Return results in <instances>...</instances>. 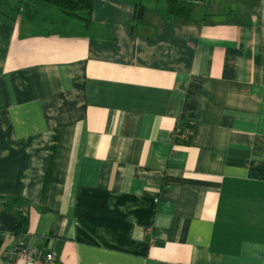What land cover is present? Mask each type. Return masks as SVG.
<instances>
[{
  "label": "crops",
  "instance_id": "obj_1",
  "mask_svg": "<svg viewBox=\"0 0 264 264\" xmlns=\"http://www.w3.org/2000/svg\"><path fill=\"white\" fill-rule=\"evenodd\" d=\"M29 4L0 0L19 6L0 15V264H24L3 256L17 246L61 264H264V0L190 20L93 0L91 25L64 30Z\"/></svg>",
  "mask_w": 264,
  "mask_h": 264
},
{
  "label": "trees",
  "instance_id": "obj_2",
  "mask_svg": "<svg viewBox=\"0 0 264 264\" xmlns=\"http://www.w3.org/2000/svg\"><path fill=\"white\" fill-rule=\"evenodd\" d=\"M132 3L134 8L133 18L140 20L143 18L146 10V1L155 0H121ZM157 1V0H156ZM37 2L47 3L59 7L63 13L62 17L54 18L37 10ZM234 0H165L166 13L170 17L183 20H190L194 15H213L220 13H231L234 11ZM93 8V0H33L26 7L23 13L25 19L36 21L37 23L55 24L61 30H64L67 22L70 19L80 20L85 28L91 25V13ZM19 10V6H9L7 9L0 10V15L10 16ZM180 128V129H179ZM191 130L189 123H184L180 127H175L173 130V140L182 141L179 138L178 132ZM190 135V134H189ZM15 212L19 218L17 224L13 228V233L17 237H21L28 231V213L22 209L16 208Z\"/></svg>",
  "mask_w": 264,
  "mask_h": 264
},
{
  "label": "built area",
  "instance_id": "obj_3",
  "mask_svg": "<svg viewBox=\"0 0 264 264\" xmlns=\"http://www.w3.org/2000/svg\"><path fill=\"white\" fill-rule=\"evenodd\" d=\"M178 134L180 140L186 141L190 132L179 131ZM3 256L11 263L22 261L24 264H61L53 251L37 246H17L12 250L5 251Z\"/></svg>",
  "mask_w": 264,
  "mask_h": 264
},
{
  "label": "rangeland",
  "instance_id": "obj_4",
  "mask_svg": "<svg viewBox=\"0 0 264 264\" xmlns=\"http://www.w3.org/2000/svg\"><path fill=\"white\" fill-rule=\"evenodd\" d=\"M22 1H23L24 5H26L27 3H30L29 0H22ZM164 3H165V0H157V1L155 0V1H149V2L146 1V6L147 5L163 6ZM233 5H234V2H233ZM36 8L38 11H40L44 14H48L51 17H59V16L63 15L60 8L55 6V5L39 2L38 6Z\"/></svg>",
  "mask_w": 264,
  "mask_h": 264
}]
</instances>
